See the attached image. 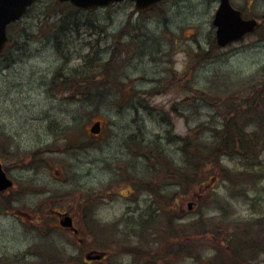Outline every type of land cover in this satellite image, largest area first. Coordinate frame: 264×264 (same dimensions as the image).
<instances>
[{"label":"rangeland","instance_id":"obj_1","mask_svg":"<svg viewBox=\"0 0 264 264\" xmlns=\"http://www.w3.org/2000/svg\"><path fill=\"white\" fill-rule=\"evenodd\" d=\"M231 2L260 25L254 33L224 47L213 41L212 20L219 0H163L147 13L124 1L78 12L84 24L71 32L66 60L46 35L50 33L48 19L55 18L57 12H70L68 5L38 0L11 27L12 41L0 57V65L2 61L9 63L0 68V157L15 185L0 194V264H40L41 258L53 252L70 257L72 264L80 253L85 264H149L151 259L160 264L167 259L154 242L156 235L163 234L161 224L157 220L146 223L157 204L152 203L153 196L147 190L139 186L137 192L135 185H139V178L158 180L164 175L160 169H169L171 163L164 161L162 167L151 169L144 154L153 148L163 150L186 168L189 178V172L199 168L203 154L196 162L183 153L174 154L176 145L170 140L183 137L187 131L195 139L200 135L207 138L204 132L197 137L199 124L213 120L215 125L230 117L234 106L227 102V96L247 90L248 78H264V0ZM23 28L26 34L21 33ZM31 32L35 40L29 39ZM92 51L108 67L103 65V75L96 78L97 84L90 85V93L70 99V93L52 83L53 76L64 66H82L88 52L94 56ZM99 72L89 73L93 78L87 83H93ZM105 72L112 75L109 83ZM99 88L104 89L105 97L91 93ZM108 90L117 95L108 96ZM118 96L123 97V104H115ZM98 119L104 123L102 133L92 136L90 127ZM263 159L264 153L259 160L224 158V167L247 176L240 178L248 182L246 189L235 193L228 182L218 181L210 195L217 192L219 202L212 195L202 203V195L194 197L188 192L184 199L193 203L191 209L183 203V208L177 205V211L169 214L182 215L186 221L201 215L227 216L233 234L239 231L238 235H245V230L254 237L261 232L260 227L253 225L250 232L247 224L264 216V178H253L257 175L255 165ZM85 204L94 211L88 212L93 224L103 232L91 235L81 231L83 241L74 242L72 233L61 232L59 227L50 229L44 221L51 208H56L71 212L85 229ZM16 210L28 215L15 216ZM131 222L148 226L138 228ZM141 231L149 238L153 234L154 238L148 239L153 245L149 255L136 258L127 248L138 243ZM165 237L160 239L162 243ZM207 238L208 245L198 240L205 245L203 258L214 255L212 250L222 245L213 235ZM175 239L182 243L183 237ZM86 245L109 257L99 263L87 260ZM253 264H264V252Z\"/></svg>","mask_w":264,"mask_h":264},{"label":"trees","instance_id":"obj_2","mask_svg":"<svg viewBox=\"0 0 264 264\" xmlns=\"http://www.w3.org/2000/svg\"><path fill=\"white\" fill-rule=\"evenodd\" d=\"M55 1L60 6L68 5L69 8H71V11L66 14L64 12H57L55 18L48 19V21H50V33L47 34L49 36L46 35V38L66 60L65 48L70 45L69 40H72L71 34L79 31L80 27L84 24L82 18L80 19L78 12L83 13L85 10L72 6L69 3ZM24 31H26L25 28H23L21 33L26 34ZM121 34L122 30L118 34V43H121ZM35 36L36 35L31 32L29 39L33 37L31 40H35ZM11 41H9L8 44H10ZM213 41L216 43L215 40ZM92 52L94 56H92V53L88 52V54H86L87 56L83 57L82 66H64L58 69L53 76L52 83H54L55 87L63 89L65 94L70 93V96L68 97L70 99L90 93V85L97 84L96 78L103 75L101 72V70H103V65L108 67V63H105L103 58L97 52ZM111 57L114 56L111 55ZM7 64L9 63L2 61L0 68L7 67ZM96 69L98 72L100 71L97 73L98 76L95 77L93 83H87V81L89 82L93 78L92 76H89L88 73H95ZM105 75L107 76H104L106 83L112 81V75H109L106 72ZM254 77H251L250 79L248 78L247 82L249 84L246 83L247 90L227 96V102L234 106V110L231 111L230 117L229 115L224 117V120L215 125H213V120L199 124L197 128V137L201 132H204L208 133L207 138L200 135L198 139H195L189 131V144H187V138L185 136H174L172 140H170V143L176 145V150L173 151L174 154L183 153L182 155L185 157L189 156V160L194 162L197 161V156L200 158V154H203V160L198 165L199 168L194 172H189V178L188 173L184 172L186 168L177 164L174 157L171 158L170 154L167 155L163 150L158 152L153 148L150 150L151 153L146 152L144 154L147 162L146 165L151 166V169L159 166L162 167V162L164 161L171 163L169 169H160L164 175L161 176L158 174V177L161 176L158 180L155 179V177L152 180L149 177L145 179L139 178L137 181L139 185H135L136 189L141 186L142 188H140V190H147L148 193L153 196L152 203L157 204V208L150 212V216L146 218V223L152 220L159 221L163 229V234L156 235L155 238L153 237V234H151L149 238V236L145 234V231H141V234H137L138 243L135 245L130 244L127 248L130 254L134 253L136 258H143V253L149 255V251H151L150 247H152L153 242L148 239L151 238H154L155 245H158L157 247L161 248L160 253L162 254V257H167V259L160 261V264H253V261L257 259L258 255L264 252V216L256 223L253 221L252 225L247 224L250 228V232L252 231L253 225L258 228L260 227L259 230H261V232L252 237V235L245 230V235H238L240 234L239 231L238 234L236 232L233 234L231 229L234 227L232 222L227 220V216L206 217L201 215L196 219L186 221L183 220V217L172 216L168 212L172 211V213H175L177 211V205L179 206L181 201H185L184 197H187L189 194L196 193L201 195L204 193L212 180L214 181L213 186L218 184V181L220 183L228 182L236 191L235 193L239 192L241 189L242 191L246 189L245 186L248 185V182H243L240 178L247 179V176H243L244 174L241 175V171L234 172L224 167L222 161L226 157L231 159L240 157L248 160L258 158L259 160L264 153V146H261L264 144V78L255 81ZM104 85L99 84L100 87ZM112 90H108V96H112V93L113 96L117 95L115 91ZM102 91L99 88L91 93L96 97H105L106 93ZM118 97L119 98L115 100V104H123V97ZM35 153L39 154V152H34L33 155ZM190 165L191 164H189V169L191 168ZM255 166L257 167V175L253 178L257 180L263 179L264 159L260 160V163ZM250 169L251 167L248 168V170ZM153 172L156 174L158 170L156 169ZM249 175L253 176L254 174ZM156 183H158V185L154 188L153 185ZM140 190L137 189V192ZM210 192L211 191L205 193V196L203 195L204 197L201 199L202 203H204L206 197L212 195L216 196L213 197L214 200L216 199L218 202L220 201L217 192L211 193V195ZM235 193H233V195ZM83 210L86 218L84 224L85 229L82 227V231H87L91 235L96 234L97 231L103 232V229L99 225H95L92 222V217L88 213L89 211L94 213V211L91 210V207L85 204ZM157 210L161 212L157 213ZM45 217L44 221L47 224H50V229L55 230V228L58 227L56 216ZM139 217L142 220L141 224H144L145 221L142 216ZM127 224L130 225L129 223ZM131 225L138 226V228L148 226L147 224L143 226L137 225L134 222H131ZM164 235L166 236L165 242L162 243V240L160 239ZM177 235L183 237L182 243H177V239L173 241V238ZM208 235H213L216 239L218 238L219 240L217 239V241L222 242V245H219L214 248L215 250H212L213 252L215 251L214 255L203 258L201 251H203L202 247L208 245L207 242L210 241L207 238ZM196 236L199 237L198 240L203 239L205 245L198 243V240L195 241ZM185 239H187V241L183 243ZM193 250H195L194 254ZM197 250L200 251L196 253ZM197 255L200 256L201 259H197ZM77 258V262L74 264H85L84 261H82L81 253ZM70 259V257L61 256V253L59 252H53L47 257L41 258L39 263L72 264L73 262H69ZM189 259H192L191 263H189ZM158 261L159 260L151 259L149 264H157Z\"/></svg>","mask_w":264,"mask_h":264},{"label":"water","instance_id":"obj_3","mask_svg":"<svg viewBox=\"0 0 264 264\" xmlns=\"http://www.w3.org/2000/svg\"><path fill=\"white\" fill-rule=\"evenodd\" d=\"M34 0H0V53L8 40L7 26L12 21L19 19L33 3ZM70 1L72 4L91 9L99 6H105L111 3L121 2L123 0H60ZM140 11L152 9L160 0H131ZM213 25L216 27V39L219 45H226L235 40L241 39L248 32L254 31L258 21L255 18H245L242 11L234 7L230 0H219V5L215 11ZM101 130V121H97L91 127L93 133ZM13 184L7 176L0 161V190H5ZM193 203H189L192 206ZM64 226H72L73 219L65 216L61 219ZM102 254L93 256L88 255V259L101 258Z\"/></svg>","mask_w":264,"mask_h":264},{"label":"flooded vegetation","instance_id":"obj_4","mask_svg":"<svg viewBox=\"0 0 264 264\" xmlns=\"http://www.w3.org/2000/svg\"><path fill=\"white\" fill-rule=\"evenodd\" d=\"M186 87L189 88L188 85ZM18 211L19 210H16L15 211V213H14L15 216H27L28 215V214H25L23 212H18ZM66 212H67V214H69V216H73V218H74V224H75V226L78 227V223H77L76 218L74 217V215H70L71 212H68V211H66ZM66 212L64 210H60V209H56V208L55 209L51 208L49 215L50 216H56V221H58V220H60L61 214H64ZM59 228H60L59 230L61 232L64 231V232L72 233L73 236H74V239H73L74 242L83 241V238L80 237V232L79 233H75V231L73 230L72 227H68V228L59 227ZM85 251H87L89 253L92 252L90 246H86L84 252ZM93 251H98V250H93ZM104 260H105V257L103 259H101V260H92V261H95V262H98L99 263V262H102V261L104 262Z\"/></svg>","mask_w":264,"mask_h":264},{"label":"bare ground","instance_id":"obj_5","mask_svg":"<svg viewBox=\"0 0 264 264\" xmlns=\"http://www.w3.org/2000/svg\"><path fill=\"white\" fill-rule=\"evenodd\" d=\"M68 66H71V65H68ZM88 75H89V73H88Z\"/></svg>","mask_w":264,"mask_h":264}]
</instances>
